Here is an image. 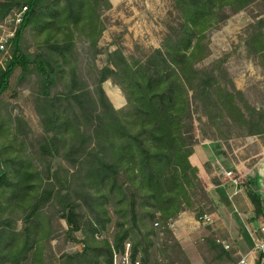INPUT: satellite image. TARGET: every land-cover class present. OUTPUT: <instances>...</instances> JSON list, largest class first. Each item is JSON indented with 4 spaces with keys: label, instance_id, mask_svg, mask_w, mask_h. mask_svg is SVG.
Returning <instances> with one entry per match:
<instances>
[{
    "label": "trees",
    "instance_id": "1",
    "mask_svg": "<svg viewBox=\"0 0 264 264\" xmlns=\"http://www.w3.org/2000/svg\"><path fill=\"white\" fill-rule=\"evenodd\" d=\"M167 2L159 47L136 45L127 56L120 40L100 44L110 0H0L3 15L27 8L13 59L0 68V264H112L127 241L143 264H193L170 224L184 211L199 222L215 211L190 161L197 122L206 118L204 138L257 136L264 145V108L238 89L226 56L206 61L209 34L260 2L240 37L264 69V0ZM78 36L103 56L93 87L79 72ZM16 72L14 91L29 89L39 134L7 109ZM244 186L254 220L264 218L263 195ZM62 237L82 249L56 252ZM221 241L216 232L203 240L206 264H237Z\"/></svg>",
    "mask_w": 264,
    "mask_h": 264
},
{
    "label": "rangeland",
    "instance_id": "2",
    "mask_svg": "<svg viewBox=\"0 0 264 264\" xmlns=\"http://www.w3.org/2000/svg\"><path fill=\"white\" fill-rule=\"evenodd\" d=\"M144 1L124 0L121 8L104 13L103 19L106 30L100 41L101 46L106 47L113 40H120L125 47V54L127 56L136 54V45H140L146 49L149 47H159L165 32L164 22L168 3L164 2V0H159L157 9L152 10L150 9V2L145 3ZM132 6L134 9L131 8ZM261 8V3L258 2L248 10L232 16L221 28L211 31L209 34L211 56L206 61L226 56V68L238 89L245 93L246 99L252 105L264 108V69L258 59L250 58L247 55L244 43L240 37L244 35L248 25L254 22L253 16ZM76 41L79 53V72L93 87L95 74H97V71L103 65V56L93 58L89 49V42L86 38L78 36ZM17 75L18 72L14 74L10 82V88L4 95V100L8 104L7 109L13 116L23 115L33 132L39 134L42 132V126L35 113L33 104L28 99L29 89L18 88V93L14 91ZM105 86L112 98H123L122 93L116 85L107 83ZM203 122L205 124L197 122L198 130L196 131V135L200 141L205 139L200 131L202 127L207 128L206 125L208 123L206 124L205 117H203ZM208 133L212 135L210 131ZM207 139L218 140L213 139V137ZM231 139L236 140L233 142L235 147L248 144L245 147V154H248L250 151L259 152L261 144L263 145L261 139L257 136L234 137ZM254 140H258V143ZM63 224H65L64 221ZM19 226H21V222H19ZM113 232L114 226L111 225L107 233L110 239H112ZM77 236L81 238V236ZM53 246L56 252H58V246H61V250L66 252H73L81 250L83 244L78 241L64 243V237H62L59 240H54ZM202 248L203 245L195 246L192 257L193 264H206L205 258H209V255L201 251Z\"/></svg>",
    "mask_w": 264,
    "mask_h": 264
},
{
    "label": "crops",
    "instance_id": "3",
    "mask_svg": "<svg viewBox=\"0 0 264 264\" xmlns=\"http://www.w3.org/2000/svg\"><path fill=\"white\" fill-rule=\"evenodd\" d=\"M110 1L113 4L111 10H116L121 8L124 0ZM144 2H150L152 10H156L159 5V0H145ZM164 2L168 3L167 0ZM131 8L134 9L133 6ZM107 83L112 84L111 81L105 84ZM105 84L104 88L114 106L123 107L126 104L124 96L123 98H112ZM117 88L121 92L118 86ZM235 141L230 139L224 143L219 139L205 138L194 147V153L190 156V161L198 168V176L215 207V211L210 214L209 223L199 222L193 211H184L178 219L171 223V229L191 260L195 246L202 245L201 242L211 232H216L221 240L232 248L236 256L249 255L252 260H255L252 255L255 246V231L262 218L254 220V211L247 196L246 187L234 186L225 177L224 170L234 171L248 183L251 189L259 191L264 197V188H260L257 184V178L264 166V146L261 144L259 152L250 151L245 154V147L248 144L235 147L233 144ZM254 141L258 143V140Z\"/></svg>",
    "mask_w": 264,
    "mask_h": 264
},
{
    "label": "built area",
    "instance_id": "4",
    "mask_svg": "<svg viewBox=\"0 0 264 264\" xmlns=\"http://www.w3.org/2000/svg\"><path fill=\"white\" fill-rule=\"evenodd\" d=\"M26 9L27 8H24L21 11L3 15L2 8L0 7V68L5 69L7 63L13 59L12 47L14 39L16 38L20 26L24 21ZM224 174L234 186L238 188L244 186L245 181L242 177L235 174L234 171L224 170ZM201 221L202 223H209L211 221V215L205 214ZM255 233V246L252 251V255L255 257V260H252V257L249 255H244L240 256L237 264H264V218H262V221L259 223V227ZM221 242L226 248H229L224 241ZM112 264L143 263L140 254H138L135 258L133 257L131 242L127 241L123 251L114 252Z\"/></svg>",
    "mask_w": 264,
    "mask_h": 264
},
{
    "label": "water",
    "instance_id": "5",
    "mask_svg": "<svg viewBox=\"0 0 264 264\" xmlns=\"http://www.w3.org/2000/svg\"><path fill=\"white\" fill-rule=\"evenodd\" d=\"M257 184L260 188H264V166L260 171V175L257 178Z\"/></svg>",
    "mask_w": 264,
    "mask_h": 264
}]
</instances>
